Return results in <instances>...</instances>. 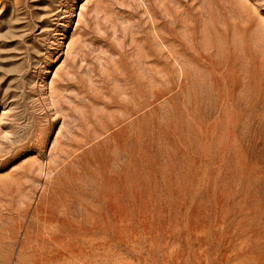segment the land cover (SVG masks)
<instances>
[{
    "label": "rangeland",
    "instance_id": "obj_1",
    "mask_svg": "<svg viewBox=\"0 0 264 264\" xmlns=\"http://www.w3.org/2000/svg\"><path fill=\"white\" fill-rule=\"evenodd\" d=\"M0 264H264V0H0Z\"/></svg>",
    "mask_w": 264,
    "mask_h": 264
}]
</instances>
